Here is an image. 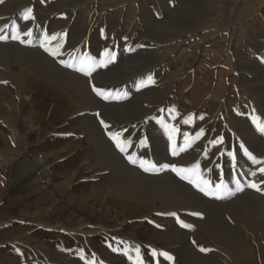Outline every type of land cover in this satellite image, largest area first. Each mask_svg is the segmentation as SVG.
<instances>
[{"label":"crops","instance_id":"0c3cea01","mask_svg":"<svg viewBox=\"0 0 264 264\" xmlns=\"http://www.w3.org/2000/svg\"><path fill=\"white\" fill-rule=\"evenodd\" d=\"M77 2L65 5L75 12L67 75L87 87L85 97L97 83L104 93L98 95L101 113L112 119L69 124L60 134L37 129L15 146L9 136L0 139L5 159L24 157L25 163L10 177L0 169V264H134L136 247L143 264H264V238L237 241L220 235L216 225L221 207L234 208L231 197L246 196L248 189L211 186L216 195L206 196L165 167L211 165L210 172H198L214 185L237 173L233 156L249 163L235 148L250 151L253 141L264 142L253 122L264 125V0H198L190 7L188 0H100L95 11L86 9L90 0ZM234 6L231 14H241L244 24L227 59L216 26ZM107 20L117 26L101 32ZM143 20L153 22L148 35L125 45L124 23L140 28ZM85 58L93 65L90 76L75 70ZM209 75L210 81L204 78ZM199 80L203 86L194 84ZM177 83L179 108L136 106L153 100L156 90L171 93ZM185 133L192 143L179 151ZM113 135L124 142V152ZM140 161L155 167L145 172ZM153 180L182 186L140 184ZM222 221L233 233L234 218ZM153 251L173 259L153 257Z\"/></svg>","mask_w":264,"mask_h":264},{"label":"rangeland","instance_id":"374dc122","mask_svg":"<svg viewBox=\"0 0 264 264\" xmlns=\"http://www.w3.org/2000/svg\"><path fill=\"white\" fill-rule=\"evenodd\" d=\"M77 1L79 0H0V35L7 37V39L0 40L1 141L9 136L12 146H15L19 139L33 134L37 129L49 130L47 132H50L55 128V134H60L62 132L66 133L69 124L106 123L112 119L110 115L106 116L103 112L101 113L99 96L93 90L94 88L100 90L97 83L92 80L91 91L93 94L88 93L90 96L85 97L84 93L87 92V87H84L82 83L71 82L67 75L68 68L65 64H68V61L72 58L68 37L69 30L73 29L75 12L67 9L65 5L70 6L71 3H78ZM197 1L188 0V6L190 7ZM203 1L206 3L209 0ZM234 1V4H237L243 0ZM99 2L100 0H90L89 4L86 5V9L95 11L99 6ZM29 8L32 9L33 18L25 20L23 14ZM236 8L235 6L231 7L230 14L220 19L219 24L216 26L215 36L223 42L222 46L225 50L222 58L229 59L232 46L237 42L239 34H242L243 31L244 20L242 15L236 14V12L231 14L233 9L236 10ZM116 23L112 20L104 21V24L99 26L100 31L110 33L115 30ZM152 26L153 22L143 20L140 28L134 25L132 29V23L126 21L123 25L125 45H133L139 37L144 34L148 35V31H150L148 29ZM16 31L21 33V38L25 43L12 39ZM27 31H31L32 35L23 36V33ZM46 34L49 37L59 34L62 39L45 45ZM41 45H45L53 51L59 47V51L57 55L53 56L46 52ZM142 71L144 69L141 68L138 73L140 74ZM204 78L210 81L211 75ZM183 79H185V76L181 77L180 81ZM199 82L193 83L203 86L200 80ZM142 86L144 87V84ZM178 86V83L175 84L171 93H168V90H156L153 92V100L139 102L136 106L140 108L152 106L179 108L180 106L175 104L177 101L175 94ZM68 95L75 99L69 100ZM73 108L78 110L74 112ZM257 131L259 132L258 128ZM246 150L256 160L264 161L263 141H253L250 151L247 148ZM242 151L244 150L241 147L235 148L236 153H242ZM7 152V147L2 143L0 169L5 170L7 177L22 173L25 164L24 157L9 161L4 157ZM245 158L249 160L246 165L239 163L238 160L235 161L237 173L231 179H221L218 183L215 182L214 185H211L212 181L204 179L211 186L216 187L223 183L226 187H233L236 190V181H239L241 188L250 191L246 196H232L231 199H235L234 208L221 207V217L217 219L218 221L215 220L217 221L216 225L219 226L220 235H235L237 241L239 237L249 235L253 239L260 236L264 238V174L259 171L260 168L264 167V163H253L246 155ZM172 166L181 167L177 164L167 165L166 169L171 170ZM182 166L192 168V165ZM199 168L210 172L211 165H199ZM37 173H41V170L39 169ZM184 182H187L188 186L195 187L188 180ZM250 183L257 184L261 190L257 191L248 187ZM140 184L143 187L149 185L150 188L153 185L172 189L182 186L179 180H172L169 183L159 180L141 181ZM237 192L239 191L237 190ZM229 204H232V202ZM228 215L230 218H234L236 223L233 233L232 229L229 230L222 221L223 217Z\"/></svg>","mask_w":264,"mask_h":264},{"label":"snow or ice","instance_id":"6c2138e0","mask_svg":"<svg viewBox=\"0 0 264 264\" xmlns=\"http://www.w3.org/2000/svg\"><path fill=\"white\" fill-rule=\"evenodd\" d=\"M24 19L25 20H28V19H31L33 18L32 17V9H27L25 12H24ZM32 33L31 31H27V32H24L23 33V36H31ZM4 39H7L6 36H3V35H0V40H4ZM12 39H15V40H19L20 43H25V41L21 38V33L19 31H16L15 34L12 36ZM58 39H62V36H60L59 34H56V35H52L51 37L47 36V34L45 35V45L46 44H50L52 41H56ZM45 45H41L42 47H44L45 51L46 52H49L50 55H57L58 51H59V47H57V49L55 51L51 50L49 47L45 46ZM106 55H108V53L106 52ZM111 59H114V57H111ZM61 63H63V61H61ZM66 67H73V65L71 64H65ZM92 62L90 59L88 58H85L84 60H81L80 61V67L79 68H76L75 70L76 71H79V72H82L84 75H88L90 76L91 75V71H92ZM149 79H151V77H149ZM97 95H101L103 96L104 93L99 90V89H93ZM107 98V97H105ZM202 118V117H201ZM192 118L190 117L189 120H191ZM189 121H185V123H188ZM254 123L257 124V128L259 131L261 132H264V125H261L258 121L254 120L253 121ZM103 123V122H102ZM107 127V126H106ZM165 129L166 130H169L168 129V125H164ZM176 131L175 128H172L170 131H169V139L172 140L173 139V133ZM203 135V130H201L200 133L197 134V139ZM111 138L113 139V141L116 143V146L120 149L121 152H124L125 151V144L124 142L120 139L119 135H113L111 136ZM192 143V140L189 139L188 137V134L185 133V140H184V146L181 147L179 149V151H184L186 150L187 147H190ZM242 149L244 148L243 145L240 146ZM178 152L176 150V146L174 145L173 146V155H177ZM244 154L246 156L249 157L250 160H252L253 163H264V161H258L256 160L255 157H253L250 153L247 152L246 149H244ZM231 155V154H230ZM233 159V162L235 163V157L233 156L232 157ZM130 162H133L134 161H131L130 159ZM145 172H148L150 169L154 168L155 166L152 165L150 162L148 161H140V165H139ZM165 167H167V165H165ZM171 170L173 172L176 173L177 176H179L181 179H187L189 183H192L194 184L195 187L198 188L199 191H201L204 195L206 196H209V195H216V193H214L212 190H211V185L209 184L208 181L206 180H203L200 178L199 176V164H196L195 166H193L192 168H178L176 166H172ZM259 171L264 174V167L260 168ZM191 175H195L197 178L195 180L191 179ZM253 175H255V173H253ZM236 185H237V190L238 191H241L243 190L239 184V181H236ZM248 187H251L257 191H260L261 189L257 186V184L255 183H250L248 185ZM217 188V191H219L220 189H224L225 191H229L226 186L221 183L220 185H217L216 186ZM217 198H220L219 196H217ZM182 227H189L188 225H181ZM201 251H206V249H203L201 248L200 249ZM129 251L130 249L128 248L127 245H125V251H124V254L125 255H128L129 254ZM135 253H136V257H135V261H134V264H143V260L142 258L140 257V249L139 247H136L135 248ZM163 256L165 259L171 261L173 258L166 252H160V253H157L156 251H153L152 252V256L153 257H157V256ZM83 259V256L81 257ZM129 259L132 260L133 257L129 255ZM86 264H91V262H86Z\"/></svg>","mask_w":264,"mask_h":264}]
</instances>
